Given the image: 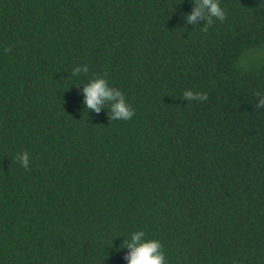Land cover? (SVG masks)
Segmentation results:
<instances>
[{"label":"trees","instance_id":"obj_1","mask_svg":"<svg viewBox=\"0 0 264 264\" xmlns=\"http://www.w3.org/2000/svg\"><path fill=\"white\" fill-rule=\"evenodd\" d=\"M221 6L205 32L190 0H0V264H126L134 230L167 264H264V0ZM95 76L132 118L84 108Z\"/></svg>","mask_w":264,"mask_h":264},{"label":"clouds","instance_id":"obj_2","mask_svg":"<svg viewBox=\"0 0 264 264\" xmlns=\"http://www.w3.org/2000/svg\"><path fill=\"white\" fill-rule=\"evenodd\" d=\"M191 11L183 13V19L187 24L199 25L197 18L205 21L201 27L202 31H207L208 27L215 20L223 22L226 18V11L221 6V0H190ZM89 71L87 63L76 64L72 68V76L78 77L81 73ZM81 83H76L79 85ZM83 106L89 111L100 112L103 106L110 117V120H129L134 115V109L128 103L123 91L112 86L105 76H95L87 83H82ZM256 107L264 108V93L255 92ZM182 99L191 102L193 100H207V93L185 89ZM15 159L19 164L27 169L30 164V154L27 150L18 152ZM123 246H119L117 251L127 249L123 259L126 264H167L163 245L158 239L149 238L146 231H131L127 238L124 237Z\"/></svg>","mask_w":264,"mask_h":264}]
</instances>
